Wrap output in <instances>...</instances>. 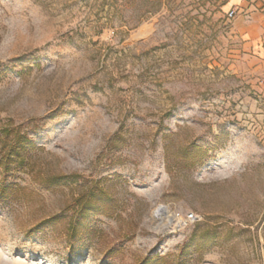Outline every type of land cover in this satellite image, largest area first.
I'll list each match as a JSON object with an SVG mask.
<instances>
[{
	"label": "rangeland",
	"instance_id": "obj_1",
	"mask_svg": "<svg viewBox=\"0 0 264 264\" xmlns=\"http://www.w3.org/2000/svg\"><path fill=\"white\" fill-rule=\"evenodd\" d=\"M250 20L232 0H0V133L26 160L0 152V264H264Z\"/></svg>",
	"mask_w": 264,
	"mask_h": 264
},
{
	"label": "trees",
	"instance_id": "obj_2",
	"mask_svg": "<svg viewBox=\"0 0 264 264\" xmlns=\"http://www.w3.org/2000/svg\"><path fill=\"white\" fill-rule=\"evenodd\" d=\"M16 134V131L14 130H6L2 133H0V152L2 155L3 161L6 163L7 167L11 165L12 163L15 162H20L21 164L25 163V159H23L22 154H21V148L19 146V143L21 142L20 135H14ZM13 135V137H11ZM13 143L15 145H13ZM91 202H89L88 198L83 200L82 202L79 203V211L80 212H87V210L91 207L90 206ZM78 222L74 221L71 225L72 231L75 232L78 229Z\"/></svg>",
	"mask_w": 264,
	"mask_h": 264
},
{
	"label": "crops",
	"instance_id": "obj_3",
	"mask_svg": "<svg viewBox=\"0 0 264 264\" xmlns=\"http://www.w3.org/2000/svg\"><path fill=\"white\" fill-rule=\"evenodd\" d=\"M234 5L241 4L242 2L246 3L247 12L251 13L252 20L248 21L245 24H241L237 28V32H239V35L245 37L247 40H252L253 34L256 33V31H264V21L263 20H255V16L262 15L264 17V11L262 12L258 11V9L255 11V9L260 5L261 0H258L255 3V0H232ZM238 18V17H237Z\"/></svg>",
	"mask_w": 264,
	"mask_h": 264
},
{
	"label": "built area",
	"instance_id": "obj_4",
	"mask_svg": "<svg viewBox=\"0 0 264 264\" xmlns=\"http://www.w3.org/2000/svg\"><path fill=\"white\" fill-rule=\"evenodd\" d=\"M238 13V9L235 8V9H232L230 12H229V17L230 18H234ZM179 219L182 221V223L184 224V226H189L190 224H193L194 222H196L197 220V217L194 213H190V214H187L186 216H180L179 215Z\"/></svg>",
	"mask_w": 264,
	"mask_h": 264
},
{
	"label": "bare ground",
	"instance_id": "obj_5",
	"mask_svg": "<svg viewBox=\"0 0 264 264\" xmlns=\"http://www.w3.org/2000/svg\"><path fill=\"white\" fill-rule=\"evenodd\" d=\"M157 213H158L157 217L162 218V222L164 223L163 224L164 226H166V227L172 226L173 221H172V219L169 218V214L164 207H160ZM176 220L177 221L179 220L178 223L182 224V221L179 218H177Z\"/></svg>",
	"mask_w": 264,
	"mask_h": 264
},
{
	"label": "snow or ice",
	"instance_id": "obj_6",
	"mask_svg": "<svg viewBox=\"0 0 264 264\" xmlns=\"http://www.w3.org/2000/svg\"><path fill=\"white\" fill-rule=\"evenodd\" d=\"M44 52H45L44 49H41V50H40V54H43Z\"/></svg>",
	"mask_w": 264,
	"mask_h": 264
}]
</instances>
